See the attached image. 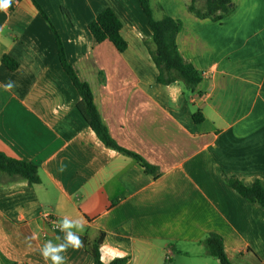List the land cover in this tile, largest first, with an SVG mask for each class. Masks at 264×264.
<instances>
[{
	"label": "crops",
	"instance_id": "crops-1",
	"mask_svg": "<svg viewBox=\"0 0 264 264\" xmlns=\"http://www.w3.org/2000/svg\"><path fill=\"white\" fill-rule=\"evenodd\" d=\"M35 1L110 137L156 170L97 138L48 25L31 0H13L0 12V154L35 166L40 183L0 172V264H45L41 246L63 236L49 218L64 216L85 224L83 247L64 253L66 264H94L90 249L101 237L104 264H218L202 243L209 234L222 239L231 264H264V210L224 179L264 183V0H231L220 21L196 18L191 0H147L156 20L179 22L177 50L201 76L194 93L157 83L139 0ZM106 9L121 23L122 53L89 32Z\"/></svg>",
	"mask_w": 264,
	"mask_h": 264
},
{
	"label": "trees",
	"instance_id": "trees-1",
	"mask_svg": "<svg viewBox=\"0 0 264 264\" xmlns=\"http://www.w3.org/2000/svg\"><path fill=\"white\" fill-rule=\"evenodd\" d=\"M31 1L54 37L59 63L80 98L77 104V110L83 116L89 127L105 147L134 159L145 172L154 173L156 170L154 167L148 165L139 155L119 146L110 137L94 105L93 95L89 85L79 79L74 68L68 63L61 39L47 15L35 0ZM196 1L198 0H191L188 10L198 19L220 21L232 10L231 0H201L204 2L203 11L196 9ZM139 3L152 33L151 41L145 42V47L157 69V83L168 85L173 82H179L186 92L194 93L201 82V76L192 65L184 62L177 50L176 37L180 30L179 22L167 16L156 20L153 17L148 1L139 0ZM63 13L69 18L66 11H63ZM88 29L96 43L108 41L119 53L126 50L127 44L120 35L121 23L110 9L101 12L89 24ZM2 64L9 71H15L18 67L17 62L7 56L3 57ZM193 120L196 124H199L203 120L202 114L199 111H195L193 113ZM0 172L12 179L23 180L29 186L40 183L38 171L35 166L26 162L9 159L3 154H0ZM224 179L226 184L239 196L251 204L259 205L264 210V183L255 181L251 187H247L235 177L225 175ZM101 243L102 237L97 239L90 249L91 255L94 258V264H104L101 262L99 254V246ZM202 243L205 245L208 254L215 258L218 264H231L225 256L223 241L219 236L209 234ZM107 264H126V260L117 259Z\"/></svg>",
	"mask_w": 264,
	"mask_h": 264
},
{
	"label": "clouds",
	"instance_id": "clouds-1",
	"mask_svg": "<svg viewBox=\"0 0 264 264\" xmlns=\"http://www.w3.org/2000/svg\"><path fill=\"white\" fill-rule=\"evenodd\" d=\"M13 0H0V12L7 14L8 10L12 7ZM5 91H11L15 84L8 81L2 85ZM55 226L59 228L63 236H57L53 242L52 240L46 241L40 248V255L45 261V264H66L65 256L63 255L69 249L79 250L83 247V240L79 235L85 230V224L82 219H73L69 216H64L55 222ZM31 238H29V241ZM29 247L31 243L29 242Z\"/></svg>",
	"mask_w": 264,
	"mask_h": 264
},
{
	"label": "built area",
	"instance_id": "built-area-1",
	"mask_svg": "<svg viewBox=\"0 0 264 264\" xmlns=\"http://www.w3.org/2000/svg\"><path fill=\"white\" fill-rule=\"evenodd\" d=\"M55 222H56V219L55 218H52V217L49 218V223L52 225L53 228L56 229L57 227L55 226Z\"/></svg>",
	"mask_w": 264,
	"mask_h": 264
},
{
	"label": "rangeland",
	"instance_id": "rangeland-1",
	"mask_svg": "<svg viewBox=\"0 0 264 264\" xmlns=\"http://www.w3.org/2000/svg\"><path fill=\"white\" fill-rule=\"evenodd\" d=\"M154 18H157V13L154 11Z\"/></svg>",
	"mask_w": 264,
	"mask_h": 264
}]
</instances>
